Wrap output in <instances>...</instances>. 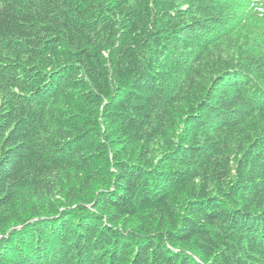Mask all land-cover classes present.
Masks as SVG:
<instances>
[{"label": "trees", "instance_id": "16d2710c", "mask_svg": "<svg viewBox=\"0 0 264 264\" xmlns=\"http://www.w3.org/2000/svg\"><path fill=\"white\" fill-rule=\"evenodd\" d=\"M0 264H264V0H0Z\"/></svg>", "mask_w": 264, "mask_h": 264}]
</instances>
